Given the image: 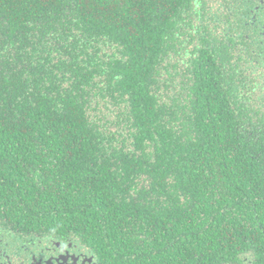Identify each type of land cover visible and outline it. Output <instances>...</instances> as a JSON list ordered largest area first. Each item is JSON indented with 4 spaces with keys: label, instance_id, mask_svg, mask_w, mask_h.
<instances>
[{
    "label": "trees",
    "instance_id": "1",
    "mask_svg": "<svg viewBox=\"0 0 264 264\" xmlns=\"http://www.w3.org/2000/svg\"><path fill=\"white\" fill-rule=\"evenodd\" d=\"M207 2L0 0L4 226L99 264H264V112Z\"/></svg>",
    "mask_w": 264,
    "mask_h": 264
},
{
    "label": "flooded vegetation",
    "instance_id": "2",
    "mask_svg": "<svg viewBox=\"0 0 264 264\" xmlns=\"http://www.w3.org/2000/svg\"><path fill=\"white\" fill-rule=\"evenodd\" d=\"M231 2L230 7L228 0L217 1L215 6V2L208 0L207 9L211 14L208 28H214L225 39L228 47L225 51L224 68L228 73L240 76V81L242 78L240 91L247 96L249 103L254 104L250 93L264 91V0ZM223 6L227 9L229 7V10L225 11ZM242 6L250 7L253 14L242 12ZM243 27L248 32H244ZM250 65L251 73L248 70ZM260 98L264 100V97ZM16 243L18 245L15 246ZM0 264L99 263L88 247L72 238L52 233H16L0 222ZM241 264L248 263L244 261Z\"/></svg>",
    "mask_w": 264,
    "mask_h": 264
},
{
    "label": "rangeland",
    "instance_id": "3",
    "mask_svg": "<svg viewBox=\"0 0 264 264\" xmlns=\"http://www.w3.org/2000/svg\"><path fill=\"white\" fill-rule=\"evenodd\" d=\"M213 2H215V6H217V1H221V0H212ZM225 3V1L223 2V4ZM231 0H228V5H229V7L231 6ZM224 7V6H223ZM229 7H228V9L226 8V7H224V10L226 11V10H229ZM228 34V33H227ZM226 34V35H227ZM251 68H252V65H250V67H249V71H250V73H251ZM262 83V80H260L259 81V84H261ZM250 95H251V99H253L252 101L254 102V105L258 108V107H260V108H262L263 109V111H264V100L262 99V98H260V97H264V91H255V92H252V93H250ZM260 96V97H259ZM6 238V237H5ZM13 242H15V241H13ZM17 242V241H16ZM19 245H20V243L19 242H17ZM15 244V246L16 245H18V244Z\"/></svg>",
    "mask_w": 264,
    "mask_h": 264
}]
</instances>
